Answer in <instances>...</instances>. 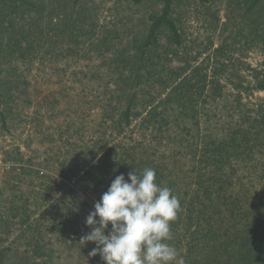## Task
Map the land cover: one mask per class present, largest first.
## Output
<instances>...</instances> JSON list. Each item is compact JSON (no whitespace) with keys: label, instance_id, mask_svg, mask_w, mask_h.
<instances>
[{"label":"trees","instance_id":"16d2710c","mask_svg":"<svg viewBox=\"0 0 264 264\" xmlns=\"http://www.w3.org/2000/svg\"><path fill=\"white\" fill-rule=\"evenodd\" d=\"M189 4L0 0V133L45 148L6 154L20 166L0 178V243L16 245L0 264H104L79 244L86 218L149 167L179 198L168 243L185 264H264V57L246 73L227 45L202 59ZM259 17L246 44L264 52Z\"/></svg>","mask_w":264,"mask_h":264},{"label":"clouds","instance_id":"9594fccd","mask_svg":"<svg viewBox=\"0 0 264 264\" xmlns=\"http://www.w3.org/2000/svg\"><path fill=\"white\" fill-rule=\"evenodd\" d=\"M180 210L179 198L156 182L154 169L145 168L139 175L131 171L128 180L118 175L87 216L91 231L79 244L95 243L88 256L100 255L104 264H185L168 243Z\"/></svg>","mask_w":264,"mask_h":264},{"label":"rangeland","instance_id":"374dc122","mask_svg":"<svg viewBox=\"0 0 264 264\" xmlns=\"http://www.w3.org/2000/svg\"><path fill=\"white\" fill-rule=\"evenodd\" d=\"M188 1L190 4L186 6L189 13L186 21L187 40L196 41L193 45L197 52L202 53V59L208 57L218 47L227 45L226 55L227 59H230L228 69L236 67L246 73L247 67H258L264 52L251 43L247 45L246 39L251 30L258 25L259 15L264 13V3L260 10H253L252 0H210L206 5L197 4L193 0ZM29 113L35 115L34 109H30ZM44 149L36 140H31L26 131L24 133L22 130H16L14 135L0 133V178L3 180L5 176L3 172L8 169L20 166L6 154L20 151L28 157L35 154L42 157ZM2 168L7 170L4 171ZM47 207L48 203H43L36 215L41 216ZM15 245L12 240L5 241L0 243V249H10Z\"/></svg>","mask_w":264,"mask_h":264}]
</instances>
